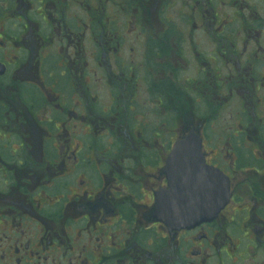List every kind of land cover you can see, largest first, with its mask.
Wrapping results in <instances>:
<instances>
[{
    "label": "flooded vegetation",
    "instance_id": "af4514ba",
    "mask_svg": "<svg viewBox=\"0 0 264 264\" xmlns=\"http://www.w3.org/2000/svg\"><path fill=\"white\" fill-rule=\"evenodd\" d=\"M259 8L0 0V264H264ZM183 116L229 199L178 230L152 212Z\"/></svg>",
    "mask_w": 264,
    "mask_h": 264
},
{
    "label": "water",
    "instance_id": "95a60500",
    "mask_svg": "<svg viewBox=\"0 0 264 264\" xmlns=\"http://www.w3.org/2000/svg\"><path fill=\"white\" fill-rule=\"evenodd\" d=\"M200 146L190 130L166 158L162 171L167 190L155 194L152 218L170 229H187L210 220L229 199L227 183L204 165Z\"/></svg>",
    "mask_w": 264,
    "mask_h": 264
},
{
    "label": "rangeland",
    "instance_id": "374dc122",
    "mask_svg": "<svg viewBox=\"0 0 264 264\" xmlns=\"http://www.w3.org/2000/svg\"><path fill=\"white\" fill-rule=\"evenodd\" d=\"M249 3H251V2L249 1ZM180 10H182V8H180ZM258 14L264 18V10L263 9L259 8ZM185 26H186V24L180 22V33H184V35H185L184 38H186L185 44L187 45L189 35H187V33H186L187 30H186ZM192 37H193V39L191 40V47H193L195 45L197 50H200L203 54L207 55L208 51L210 50V47H211L210 43L205 39V37L200 32H197L194 36L192 35ZM206 37H208V36H206ZM178 41L180 44L179 48L182 49L181 45L183 43V39H179ZM139 104L141 107H144V105L142 104V101H140ZM144 109L141 108L140 111H143ZM183 122H184V124H186L187 129L191 126L190 125V119H188V117H185V116L181 117V119H180L181 126L183 125Z\"/></svg>",
    "mask_w": 264,
    "mask_h": 264
}]
</instances>
